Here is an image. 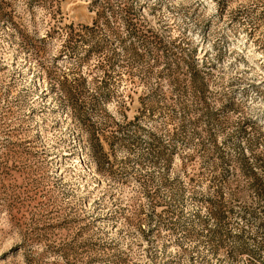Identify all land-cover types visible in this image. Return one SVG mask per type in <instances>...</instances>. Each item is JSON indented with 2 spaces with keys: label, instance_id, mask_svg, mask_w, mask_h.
Segmentation results:
<instances>
[{
  "label": "rangeland",
  "instance_id": "rangeland-1",
  "mask_svg": "<svg viewBox=\"0 0 264 264\" xmlns=\"http://www.w3.org/2000/svg\"><path fill=\"white\" fill-rule=\"evenodd\" d=\"M0 264H264V0H0Z\"/></svg>",
  "mask_w": 264,
  "mask_h": 264
},
{
  "label": "bare ground",
  "instance_id": "bare-ground-1",
  "mask_svg": "<svg viewBox=\"0 0 264 264\" xmlns=\"http://www.w3.org/2000/svg\"><path fill=\"white\" fill-rule=\"evenodd\" d=\"M81 156L83 157V154Z\"/></svg>",
  "mask_w": 264,
  "mask_h": 264
}]
</instances>
